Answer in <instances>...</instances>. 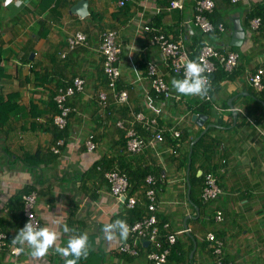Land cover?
<instances>
[{"label": "crops", "instance_id": "obj_1", "mask_svg": "<svg viewBox=\"0 0 264 264\" xmlns=\"http://www.w3.org/2000/svg\"><path fill=\"white\" fill-rule=\"evenodd\" d=\"M82 1L88 5L85 17L74 12ZM119 1L23 0L21 7H5L0 0L2 232L12 243L24 227L22 197L34 192L41 227L59 231L61 246H66L73 234L64 233V225L76 234L87 232L91 251L78 264H149L147 255L153 245L147 240V231L129 234L127 240L108 241L102 228L117 219H126L133 227L152 215L158 219L157 236L163 246L168 244V236H176L168 264H215L208 234L224 241L226 262L264 264V90L257 92L249 83L252 74L264 70V25L260 22L261 26L253 27L252 22L260 18H248L256 8H264V0L237 4L216 0L214 17L225 31L209 35L194 25V0H176L184 9L173 10L169 6L174 0H129L122 8ZM237 18L245 35L241 45L234 46ZM145 26L156 28L173 41L183 40L192 60L204 44L223 52H238V67L232 73H221L223 69L218 68L219 78L214 75L211 82V101L181 96L171 80L182 77L170 71L159 48L151 44ZM105 30L118 34L119 84L129 97L124 106L117 105L112 96L109 104L103 105L99 97L107 90L99 51ZM78 33L86 35L87 44L70 49L68 38ZM149 63L164 75L174 98L165 101L154 92L147 76ZM77 77L85 81V91L70 99L76 111L69 118V136L60 140L64 144L55 154L52 149L57 146V135L68 126L61 130L54 125L53 96ZM133 113H143L157 121L156 127L170 133L179 131L182 136L174 139L167 133L165 143L156 150L148 148L131 155L125 132L117 123L133 120ZM200 115L206 116L203 125L194 119ZM135 129L148 137L143 126ZM92 135L98 148L88 152L86 141ZM199 137L200 141L205 138L195 149L192 163L193 142ZM103 158L113 161L117 169L126 165L148 169L156 180V213L148 209L146 182L125 198L111 195L104 177L94 171ZM192 169L199 177L215 173L223 191L216 201L203 202L201 188H192L188 177ZM131 196L137 199L133 208L127 202ZM219 212L222 222L216 220ZM135 238L138 255L123 251L125 245L133 246ZM30 251L25 245V252L15 258L3 251L0 262L64 264L54 248L42 259H34Z\"/></svg>", "mask_w": 264, "mask_h": 264}, {"label": "built area", "instance_id": "obj_2", "mask_svg": "<svg viewBox=\"0 0 264 264\" xmlns=\"http://www.w3.org/2000/svg\"><path fill=\"white\" fill-rule=\"evenodd\" d=\"M129 0H120L117 5L122 8ZM233 4L239 3L241 0H230ZM13 4L15 6H23V0H3L5 7ZM196 13L194 14V25L204 34H213L216 31L224 32L225 26L223 24H215L210 15L214 12L216 3L214 0H195ZM184 9V5L179 1H171L169 10ZM261 20L256 19L252 22V26L258 28ZM144 30L151 34L150 42L152 45L159 48L163 54L166 63L171 72L175 75L184 77V65L190 59L183 40H171L168 36L156 28L145 26ZM118 34L114 30H105L101 36L99 51L103 57V72L107 79L108 91L100 93V100L103 105L109 104L110 96L113 97L117 105H126L129 102L128 93L126 91L116 92V83L121 77V71L119 67V60L121 55V47L117 41ZM70 49H75L77 46L87 44V37L85 34L78 33L68 38ZM64 57V55H63ZM197 58H201L203 64L206 67L205 75H210V83L213 76L219 67H221L226 73H232L238 67L240 54L238 52H223L210 44H204L198 54ZM196 58V59H197ZM147 76L151 80L152 89L158 95L168 101L174 98V94L171 92L170 87L164 79V75L159 71L157 66L153 63L147 64ZM264 70L258 69L249 78L250 85L257 91L262 92L264 90ZM85 88V81L81 78H76L72 85L68 89L63 88L58 90V94L55 97V103L59 113L54 117V125L63 130L67 127L69 118L76 111L68 105V100L75 96L77 93H83ZM211 101V97L206 99ZM133 120H130L128 124L125 121L117 123V127L125 132L127 138V152L131 155H139L146 149H157L160 144L165 143V135H169L174 139H179L182 135L179 131L170 133L167 128L156 127V120L146 117L143 113L132 114ZM136 125H141L148 134V137H143L135 129ZM264 134V132H262ZM64 144L63 141L57 142L52 151L55 154H59L61 147ZM86 146L88 152H94L97 145L93 141V136L89 137ZM102 170L101 168H99ZM104 178L108 182L110 193L117 199L125 198L130 190L129 177L125 173H121L119 169L106 171L103 173ZM204 185L202 189V200L205 203H212L216 201L220 195L223 194L222 189L218 184V178L213 172H208L204 177ZM146 183L149 186L148 192H146L147 201H149L148 209L151 213H156V180L153 176L146 178ZM24 204L25 221L24 225L29 222L31 216V222L38 227H41L40 220L35 212V205L37 201L36 193H30L22 197ZM128 205L133 208L137 205V199L134 196L128 197ZM217 222L224 220L221 212L216 217ZM157 217L152 215L148 218L140 220L133 227H130V234L135 236L136 232L147 234V240L153 245V249L147 255L149 264H168V260L171 254V248L175 245L176 236H168V244L163 246L158 240V228ZM189 232V230L184 231ZM207 240L210 244L212 254L214 256L215 264H230L224 260V241L217 238L214 234H208ZM133 246L125 245L122 250L129 252L133 255H138L139 242L135 238L132 242ZM18 245H13L9 242L8 237L4 234L0 227V253L8 250V254L11 257L20 256L15 253V248Z\"/></svg>", "mask_w": 264, "mask_h": 264}, {"label": "clouds", "instance_id": "obj_3", "mask_svg": "<svg viewBox=\"0 0 264 264\" xmlns=\"http://www.w3.org/2000/svg\"><path fill=\"white\" fill-rule=\"evenodd\" d=\"M205 72L206 67L201 58L188 60L184 65V77L182 79L173 78L171 85L181 96L207 99L211 91V77L210 75H205ZM93 141L97 145L94 150L96 151L98 142L95 141V137H93ZM55 223H59V221H55ZM70 231L73 234L68 238L66 246H61L59 243L61 233L59 231L48 226H35L31 222L30 216L29 222L12 239V244L19 246L15 248L17 255L24 253L25 245H27V248L31 250L30 255L34 259H42L48 255L50 249L54 248L55 253L64 259V264H78V261L86 257L91 251L89 236L87 232L76 234L75 230L69 229L67 225L63 226L64 233ZM102 231L108 241L116 239L123 241L127 240L130 234V227L126 219H117L114 222L105 224Z\"/></svg>", "mask_w": 264, "mask_h": 264}, {"label": "trees", "instance_id": "obj_4", "mask_svg": "<svg viewBox=\"0 0 264 264\" xmlns=\"http://www.w3.org/2000/svg\"><path fill=\"white\" fill-rule=\"evenodd\" d=\"M216 1V0H214ZM195 2V0H194ZM231 3V2H230ZM216 9V8H215ZM215 9H214V13H215ZM196 13V6H195V11H194V14ZM214 13L211 15V20L215 23V24H218L220 22V20H215V17H214ZM248 18L250 21H252L253 19L255 18H260L261 19V27H263L264 25V8H261V7H258L256 8L255 10H253L249 15H248ZM195 59V58H194ZM224 70L221 71V73H223ZM216 75V79L219 78V72H218V75L217 73L215 74ZM79 78V77H77ZM106 78V77H105ZM76 78L73 79V82ZM82 79V78H81ZM120 80V78H119ZM119 80L117 81L116 83V92L119 93L121 91H124L122 90V87L120 86L119 84ZM72 82V84H73ZM70 84V85H72ZM70 85H67L65 88H63L64 90L68 89V87ZM106 88L107 90L105 92L108 91V84H107V79H106ZM61 89V88H60ZM84 91H85V88H84ZM104 92V91H103ZM101 93V92H100ZM128 93V92H127ZM57 94H58V91H57ZM55 94L53 97H54V100H55V97L56 95ZM77 94H80V93H77ZM76 94V95H77ZM262 95V100L264 101V91L263 93L261 94ZM71 99V98H70ZM70 99L68 100V105L70 107H72L70 105ZM115 101V100H114ZM116 103V102H115ZM123 106V105H121ZM53 108L55 109V114L54 115H57L59 113L58 111V108H57V104L54 102V105H53ZM73 108V107H72ZM205 109H207V106H205L203 104V106H201V110L202 111H206ZM5 114V113H4ZM3 119L4 117L0 115V125L3 124ZM125 122H129V120H125ZM68 126V125H67ZM59 131V130H58ZM67 136H69V126L63 130V131H59L58 135H57V142L60 141L61 139H65L67 138ZM205 138V137H204ZM203 138V139H204ZM203 139L198 142L194 148H193V153H192V156H191V160H192V163H194V155H195V149L197 148V146H199V144H201V142L203 141ZM127 143V142H126ZM215 148L214 146H211V149L210 151L211 152H214ZM190 159V156L188 155V160ZM102 163L101 165H96L95 168H94V171H96V173L98 174H101V176H103V173L110 170V169H113L114 167L116 168V166L114 165L113 161L111 160H106L105 158L102 159V161L100 162ZM105 166V167H103ZM122 167V166H121ZM99 168H101L102 170H100ZM119 171L121 173H126L127 176L129 177V183H130V190L129 192H136V189L143 185L145 183V180L146 178L150 175V173L148 174V169H144V168H132L130 165H126L124 166L123 168H119ZM208 173V172H206ZM104 177V176H103ZM189 180L191 182V185H192V188H195L196 186L201 188V198H202V189H203V185H204V176H197V172H193V169L191 170V172L189 173ZM105 182L108 184V182L106 181V179L104 178ZM143 216H139V220L142 219ZM132 224L135 223V221L131 222ZM1 264V262H0Z\"/></svg>", "mask_w": 264, "mask_h": 264}, {"label": "water", "instance_id": "obj_5", "mask_svg": "<svg viewBox=\"0 0 264 264\" xmlns=\"http://www.w3.org/2000/svg\"><path fill=\"white\" fill-rule=\"evenodd\" d=\"M87 2L86 1H82L80 2V4L78 3L77 6H75L74 8V12L79 14L82 17H85L86 15H88V7H87ZM245 32L243 30V27L240 24V19L237 18L236 19V23H235V34H234V46H239L242 43V39L244 38ZM230 104V102H229ZM231 105V104H230ZM194 119H197L196 122L201 123L202 124V120L206 119V116L204 115H200L198 118L196 116H194ZM203 125V124H202ZM206 133V130H204L201 134V137H203ZM200 137L197 138L194 142L193 145L197 144L200 141Z\"/></svg>", "mask_w": 264, "mask_h": 264}]
</instances>
